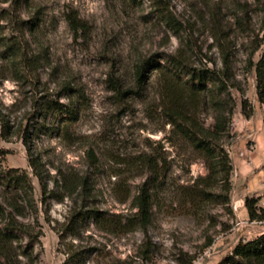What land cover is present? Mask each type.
<instances>
[{"label": "rangeland", "instance_id": "obj_1", "mask_svg": "<svg viewBox=\"0 0 264 264\" xmlns=\"http://www.w3.org/2000/svg\"><path fill=\"white\" fill-rule=\"evenodd\" d=\"M157 60L231 77L229 191L170 124L158 70L138 87ZM263 60L264 0H0V173L29 178L0 180V264H221L258 238L238 203L264 209ZM58 108L77 112L64 134Z\"/></svg>", "mask_w": 264, "mask_h": 264}, {"label": "trees", "instance_id": "obj_2", "mask_svg": "<svg viewBox=\"0 0 264 264\" xmlns=\"http://www.w3.org/2000/svg\"><path fill=\"white\" fill-rule=\"evenodd\" d=\"M70 20L73 28H78V19L71 17ZM13 55V53L9 54V56ZM178 68L176 62L173 61H167V64L164 65L159 60L154 64L149 61L139 63L135 70L137 85L138 87L145 86L149 77L147 74L158 70L161 76V96L165 102V114L170 124L176 133L183 136L191 148L204 159L207 170H209L204 181L208 184L212 179L220 180L229 191L233 165L230 155L222 144V139L225 135L230 134V126L234 116L233 110L228 111L227 109L229 104L227 96L232 97L228 91L231 77L226 72L213 71L211 79H201L196 76L184 80ZM256 73L259 98L264 104V60L257 64ZM231 99L233 100V98ZM203 105H209L215 112V125L212 128H207L199 118L198 110ZM58 111L62 115L59 129L64 134L70 122L77 119V112L65 111L66 117H63V110L58 108ZM31 166L38 170V160L33 156H31ZM152 168L157 173L158 165L155 164ZM27 177L25 179L17 171H13L3 178L0 173V180L7 181L9 187L23 188L27 186V179L29 180ZM39 177L42 179V176ZM205 194L204 188L196 191L197 197H205ZM139 198L141 213L149 222L152 210L151 197L144 191ZM257 205L258 200L247 199L246 201V208L251 221L261 219L264 216V209L262 208H260L262 215L258 214ZM221 264H264V234L249 242H241L235 248L232 256L224 259Z\"/></svg>", "mask_w": 264, "mask_h": 264}, {"label": "built area", "instance_id": "obj_3", "mask_svg": "<svg viewBox=\"0 0 264 264\" xmlns=\"http://www.w3.org/2000/svg\"><path fill=\"white\" fill-rule=\"evenodd\" d=\"M264 187V185H263ZM258 214L259 215H262L260 209L258 211ZM251 222V225H252V228L254 230H257L258 231V236L261 237L263 234H264V216L261 217V219H256L254 221H250Z\"/></svg>", "mask_w": 264, "mask_h": 264}, {"label": "crops", "instance_id": "obj_4", "mask_svg": "<svg viewBox=\"0 0 264 264\" xmlns=\"http://www.w3.org/2000/svg\"><path fill=\"white\" fill-rule=\"evenodd\" d=\"M241 172H246L247 171V168L246 167H244V165L243 166H241ZM243 208V210H242V214L244 215V220L245 221H249V219H250V215L248 214V210H247V208H246V206H245V202H244V200H242V201H240L239 203H238V208ZM253 234L254 235H257L258 234V231L257 230H254L253 229Z\"/></svg>", "mask_w": 264, "mask_h": 264}]
</instances>
